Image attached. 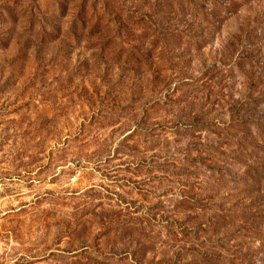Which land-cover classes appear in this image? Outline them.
Wrapping results in <instances>:
<instances>
[{
    "label": "rangeland",
    "instance_id": "rangeland-1",
    "mask_svg": "<svg viewBox=\"0 0 264 264\" xmlns=\"http://www.w3.org/2000/svg\"><path fill=\"white\" fill-rule=\"evenodd\" d=\"M0 264H264V0H0Z\"/></svg>",
    "mask_w": 264,
    "mask_h": 264
}]
</instances>
